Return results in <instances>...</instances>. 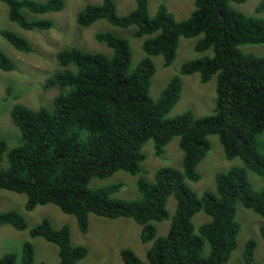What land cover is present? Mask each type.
I'll return each instance as SVG.
<instances>
[{"label": "trees", "instance_id": "1", "mask_svg": "<svg viewBox=\"0 0 264 264\" xmlns=\"http://www.w3.org/2000/svg\"><path fill=\"white\" fill-rule=\"evenodd\" d=\"M9 19L27 31L53 28L49 20L33 16L58 13L64 0H4ZM248 0H195V9L178 21L161 4L154 16L148 0H135L136 8L120 16L114 0L86 5L76 18L80 28L101 19L111 25L135 28L143 38L146 57L133 65L130 43L110 32H97L95 40L105 44L111 55L72 48L57 55L59 70L44 84L59 93L51 107L32 110L16 104L11 111L22 144L8 149L0 139V190L27 196L26 208L55 205L77 219L79 230L87 233L90 215L109 219H132L141 226V239L152 243L146 261L131 249L120 255L124 264H228L238 246L241 225L237 206L264 219V188L256 190L248 172L264 178V55L244 53L242 46L264 45V0L247 15L238 6ZM33 15L29 20L28 15ZM0 35L16 50L33 52L31 43L19 35L0 30ZM196 39L197 52L212 56L185 62L157 100L150 97L156 67L152 57L162 56L164 67L175 61L180 38ZM0 68L14 71V62L0 51ZM199 74L209 82L217 76V105L214 115L196 117L185 112L169 117L182 95L183 75ZM18 99V97H16ZM218 136L226 157L242 159L243 167H233L215 178V191L199 197L187 184L199 182L198 166L211 149L210 137ZM174 138L183 152L182 170L166 167L155 174V183L138 180L139 199L122 200L115 195L122 184L92 189L93 179H107L117 172L140 175L146 160L144 146L151 141L156 156H162ZM176 200L171 217L167 203ZM210 217L197 230L193 219L199 213ZM166 236H158L156 223L170 220ZM28 229L15 211L0 212V228ZM264 241V227H261ZM31 236L55 244L59 264H78L89 250L73 245L67 225L52 227L48 220L31 229ZM209 249L206 250V246ZM257 244L247 241L241 264H257ZM0 264H35V249L24 242L21 255H0ZM45 264V263H40Z\"/></svg>", "mask_w": 264, "mask_h": 264}, {"label": "rangeland", "instance_id": "2", "mask_svg": "<svg viewBox=\"0 0 264 264\" xmlns=\"http://www.w3.org/2000/svg\"><path fill=\"white\" fill-rule=\"evenodd\" d=\"M47 2L49 0H35ZM65 8L58 13L33 16L36 19L49 20L53 28L46 31L22 29L9 18L10 8L4 0H0V30L8 31L27 39L33 52L24 53L16 50L0 35V51L5 53L15 64L14 71L5 72L0 68V139L8 144V149L22 144L18 128L13 124L11 111L16 104H22L29 109L38 110L41 107H51L53 99L58 96L59 90L44 88V84L53 72L59 70L57 55L60 51L72 48L83 49L92 53L111 55V50L103 43L95 40L97 32H110L126 39L131 46L133 65H137L146 57L143 51V38L135 37V28L123 29L111 25L105 19L97 21L88 28H80L77 25V14L86 6L101 4L103 0H64ZM120 16L130 14L136 8L135 0H114ZM149 12L154 16L161 4H164L178 20H186L195 9V0H148ZM263 0H248L237 7L247 15H255V9ZM259 17L264 18V13ZM28 19L33 17L29 14ZM197 38H180L178 53L170 67H164L162 56L152 57L156 67V74L152 79L150 97L157 100L160 92L165 88L173 76L179 75L181 66L191 60L212 56L213 51L197 52L195 50ZM244 53L264 55V45L242 46ZM110 54V55H109ZM182 95L180 101L172 109L169 117L175 119L185 112H192L196 117L214 115L217 105V76L209 82H202L199 74L183 75ZM45 82V83H44ZM18 97V99L16 98ZM261 153L264 154V135L262 136ZM211 149L205 159L198 166L201 175L199 182L187 184L199 196L202 197L209 191H215V178L218 173H225L233 167H243L241 158L229 160L226 157L218 136L210 137ZM143 152L146 160L142 164L140 175L132 176L129 173L117 172L112 177L101 180L93 179L90 188L107 187L122 184V188L115 197L122 200L139 199L138 180L144 178L149 183H155V174L161 168H174L182 170L183 152L179 147V138H174L165 148L162 156H156L153 142L149 141L144 146ZM248 179L256 190L264 188V178L248 172ZM27 196L7 190H0V212L15 211L26 221L28 229L17 231L10 226L0 228V255L14 252L21 255L24 242H30L35 249V264H59L58 247L42 238L31 236V229L48 220L52 227L60 229L67 225L71 232L73 245H84L89 254L86 259L78 264H124L121 251L131 249L136 255L146 261V254L152 243H144L141 239L142 228L132 219H109L96 215H90V225L87 233L79 230L77 219L72 215L63 213L55 205L38 206L33 211H28ZM171 217L176 211V200L172 196L167 203ZM210 221V217L201 212L194 219V225L198 230L200 226ZM237 221L241 225L238 237V246L233 252L228 264H241L242 255L248 240L253 239L256 244V262L264 264V241L261 236V227H264V219L242 205L237 206ZM158 236L167 235L170 220L156 223ZM209 245L206 246V250Z\"/></svg>", "mask_w": 264, "mask_h": 264}]
</instances>
